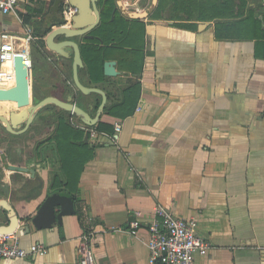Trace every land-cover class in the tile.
<instances>
[{
  "label": "crops",
  "instance_id": "obj_1",
  "mask_svg": "<svg viewBox=\"0 0 264 264\" xmlns=\"http://www.w3.org/2000/svg\"><path fill=\"white\" fill-rule=\"evenodd\" d=\"M158 1L116 0L115 10L138 27L134 42L106 51L116 76H105L102 69L103 78L94 82L84 63L78 69L80 82L102 90L106 101L92 126L71 114L62 118L77 130L71 142L83 161L69 193L77 215L39 232L30 226L29 234L23 220L0 219V227L11 229L0 234L21 229L22 247L47 248L44 255L0 264H79L82 236L89 231L92 264H148L146 224L157 204L195 220L197 233L210 243L194 264H264V2L232 0L226 9L225 0H203V9L210 10L203 20L173 14L171 4L155 16ZM26 16L40 38L61 17L53 0H18L16 14L0 12V33L21 34ZM91 31L90 38L75 39L79 46L92 38ZM31 50L37 55L31 69L37 96L71 98L94 116L101 97L74 87L71 56H57L43 38L32 42ZM129 88H134L131 101ZM123 103L120 116L108 114ZM0 105L2 111L16 107L8 101ZM100 121L111 123L112 132L98 131ZM57 122L40 137L0 134V200L18 216L34 214L52 191L66 193ZM82 124L85 128L78 127ZM137 213L141 229L131 236L125 229Z\"/></svg>",
  "mask_w": 264,
  "mask_h": 264
},
{
  "label": "water",
  "instance_id": "obj_2",
  "mask_svg": "<svg viewBox=\"0 0 264 264\" xmlns=\"http://www.w3.org/2000/svg\"><path fill=\"white\" fill-rule=\"evenodd\" d=\"M64 0H53V10L58 11ZM68 3L77 8V12L72 19L70 26L59 23L54 28L42 36L45 46L50 51L61 58L72 59V80L74 87L83 95L97 93L101 97V102L94 116H91L86 109L75 104L71 98L60 100L55 96H46L39 98L36 91L32 89V75L29 76L28 70L22 63L21 56L15 57L14 71L15 82L9 88H0V102L8 101L16 104V110L11 112L7 118L0 116V122L4 124L9 132L15 133L16 129L26 124L34 122L41 118V111L47 108L58 107L65 112L77 117L85 125H94L104 108L106 95L97 88L84 86L78 76V69L83 67L80 55V48L76 38L80 40L83 36L90 38L88 32L96 27L100 20V13L97 7V0H67ZM264 2V0H263ZM204 25V24H202ZM62 37V40H57ZM72 55H71V54ZM103 74L105 76H116L118 72L115 69L114 61H105L103 64ZM90 110L92 104H88ZM13 129H15L13 131ZM19 133V132H18ZM1 162V158H0ZM1 183V180H0ZM77 215L74 199L66 193L58 190L47 194L38 205L34 214H24L18 216L15 208L6 200H0V219L8 218V221L15 218L23 220V229L25 234L30 233V226L36 232L42 229H51L53 225L62 224V218ZM10 219V220H9ZM11 229L0 227V233L10 232ZM84 247V246H83Z\"/></svg>",
  "mask_w": 264,
  "mask_h": 264
},
{
  "label": "built area",
  "instance_id": "obj_3",
  "mask_svg": "<svg viewBox=\"0 0 264 264\" xmlns=\"http://www.w3.org/2000/svg\"><path fill=\"white\" fill-rule=\"evenodd\" d=\"M17 7L18 0H0L2 14H16ZM76 12L77 8L64 0L61 10L63 25L70 26ZM20 21L23 23L22 20ZM23 26L21 34L0 33V88H9L14 85L16 56H21L22 63L27 68L29 76L31 75L30 50L36 36L31 25L23 23ZM82 125L78 127L85 128ZM114 125L115 131L119 132L121 124L116 122ZM139 215L137 213L125 229L131 236H136L141 229L142 222ZM146 229L148 264H194L195 255H205L210 248V243L197 233L195 220L179 218L161 204L155 205L153 216L146 224ZM22 235L21 229L13 233L0 234V260H18L47 253V248L40 244H32L28 248L22 247L19 244ZM90 237L91 231L82 236L84 247L79 264H92L91 249L88 245Z\"/></svg>",
  "mask_w": 264,
  "mask_h": 264
},
{
  "label": "trees",
  "instance_id": "obj_4",
  "mask_svg": "<svg viewBox=\"0 0 264 264\" xmlns=\"http://www.w3.org/2000/svg\"><path fill=\"white\" fill-rule=\"evenodd\" d=\"M232 0H225L226 9H228L227 4H229ZM115 2L116 0H97V7L100 13V20L98 25L91 31L92 38L86 39L84 43L80 44V54L85 66V69L89 73V77L94 81H100L102 77V69L103 63L106 59V51L110 49V47L115 45H123L134 42L136 37V31H138V27L129 21L126 17L121 15L115 10ZM243 5H245V0L241 1ZM63 3V2H62ZM62 3L60 5V9L62 10ZM172 5L170 8L171 13H179L183 16L190 17L193 14L198 15L199 18L206 20L209 15V9H203V6L206 5L203 0H159L158 7L155 11V16L160 15L164 12L168 5ZM224 11V10H223ZM222 11V12H223ZM220 12V13H222ZM202 14V15H201ZM29 18L26 16L24 19V23L28 22ZM63 24L62 19L60 18L58 24ZM133 25H132V24ZM135 25L138 23L134 21ZM50 28L46 29L45 33L48 32ZM33 33L35 36H39L37 29L33 28ZM40 37V36H39ZM43 37V36H42ZM128 42V43H127ZM124 44V45H125ZM134 46V45H133ZM133 54L137 55V49L133 48ZM133 67L137 66V62H133ZM125 64H121V69H126ZM135 69V68H134ZM134 88H129L126 91V96H128V100H134L133 90ZM80 99V96H79ZM99 97L97 98V102H99ZM126 103V102H125ZM125 103L120 106L114 105L109 108L108 114L112 117L120 116L121 112L125 108ZM66 116H69V113L65 112ZM98 131H107L112 132L111 123H106L100 121L97 124ZM57 150L59 153V159L61 161V166L63 173L66 176V189L64 190L66 194L71 193L75 187L76 181V172L79 171L80 166H82L83 161L80 160L81 156L78 155L77 152H73V149L76 148L75 144L71 142V134L73 135L77 130L71 126L69 122H64L63 119L57 122ZM63 137L67 141L66 144L60 145V139ZM66 145V146H65ZM77 149V148H76ZM81 151V150H80ZM66 152V153H65ZM79 166V167H78ZM55 187H59L60 184L58 180H55ZM70 195V194H69ZM71 196V195H70ZM73 198V196H71ZM74 199V198H73Z\"/></svg>",
  "mask_w": 264,
  "mask_h": 264
},
{
  "label": "flooded vegetation",
  "instance_id": "obj_5",
  "mask_svg": "<svg viewBox=\"0 0 264 264\" xmlns=\"http://www.w3.org/2000/svg\"><path fill=\"white\" fill-rule=\"evenodd\" d=\"M55 13L61 15V9H59L58 11H55ZM60 18H58V19L60 20ZM41 41H42V38H40L39 36H36V42L40 43ZM35 91H36V93H38L37 90H35ZM3 107H4L3 105H0V116L5 117V118H7L11 112L16 110V107H13V108H10L9 110L2 111L1 109H3ZM40 113H41V118L35 120L37 126H34V128H35L34 130H33V127H32V124L34 122H32L31 124L28 125V127H26V124H25V125H23L22 127L18 128L16 130L13 129V131L15 130L16 132L14 131L15 133L12 134V132H9L6 129V127L4 126V124H2L0 122V134H2L3 137H5V138H7L8 136L9 137L11 136V137H13V139L16 138V137L17 138L26 137V135H30V134H33L35 136H39L40 137L41 135H44L45 132L49 129V124L52 121H54V120L60 121V119L64 118L65 111L60 109V108H58V107L57 108L53 107V108H50V109L49 108L44 109ZM40 141H41V139H39V142H37V143H39L38 144L39 147L42 145V144H40ZM43 141H44V139H43ZM43 141H42V143H43Z\"/></svg>",
  "mask_w": 264,
  "mask_h": 264
},
{
  "label": "rangeland",
  "instance_id": "obj_6",
  "mask_svg": "<svg viewBox=\"0 0 264 264\" xmlns=\"http://www.w3.org/2000/svg\"><path fill=\"white\" fill-rule=\"evenodd\" d=\"M34 56H37V55H36V53H35V52H33V51L31 50V53H30V59L32 60ZM37 58H38V57H37ZM32 68H33V69H34V71H35V68H34V66H33V65H32Z\"/></svg>",
  "mask_w": 264,
  "mask_h": 264
}]
</instances>
